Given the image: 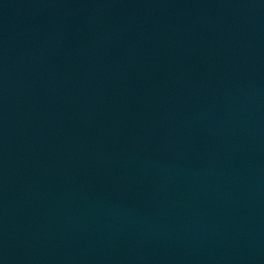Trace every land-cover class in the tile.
Masks as SVG:
<instances>
[{
    "label": "water",
    "instance_id": "obj_1",
    "mask_svg": "<svg viewBox=\"0 0 264 264\" xmlns=\"http://www.w3.org/2000/svg\"><path fill=\"white\" fill-rule=\"evenodd\" d=\"M0 264H264V0H0Z\"/></svg>",
    "mask_w": 264,
    "mask_h": 264
}]
</instances>
